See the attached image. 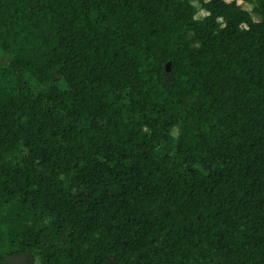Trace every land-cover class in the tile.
Returning <instances> with one entry per match:
<instances>
[{"label": "trees", "instance_id": "16d2710c", "mask_svg": "<svg viewBox=\"0 0 264 264\" xmlns=\"http://www.w3.org/2000/svg\"><path fill=\"white\" fill-rule=\"evenodd\" d=\"M191 1L0 0V264H264V0Z\"/></svg>", "mask_w": 264, "mask_h": 264}, {"label": "rangeland", "instance_id": "374dc122", "mask_svg": "<svg viewBox=\"0 0 264 264\" xmlns=\"http://www.w3.org/2000/svg\"><path fill=\"white\" fill-rule=\"evenodd\" d=\"M226 1H230V0H226ZM238 3H242V0H236ZM191 4L193 6V9H194V16L195 18L197 19H201L203 18L204 16L207 15V12L202 9V7L200 6V4L196 1V0H192L191 1ZM243 7L245 9H248L250 10L251 9V6L249 4H242ZM253 18L255 20L258 19V16L255 15V14H252ZM0 62L3 63V64H6L8 62V57L6 55H4L3 53L0 52ZM172 134L174 136H176L177 134V130L176 129H173L172 130ZM163 155V151H156L155 153V157L157 158H160L161 156ZM24 264H39V260H38V254L37 253H34L33 256H30V258L24 263Z\"/></svg>", "mask_w": 264, "mask_h": 264}, {"label": "water", "instance_id": "95a60500", "mask_svg": "<svg viewBox=\"0 0 264 264\" xmlns=\"http://www.w3.org/2000/svg\"><path fill=\"white\" fill-rule=\"evenodd\" d=\"M169 64H167V69ZM30 258L29 253H19L4 259L5 264H24Z\"/></svg>", "mask_w": 264, "mask_h": 264}]
</instances>
